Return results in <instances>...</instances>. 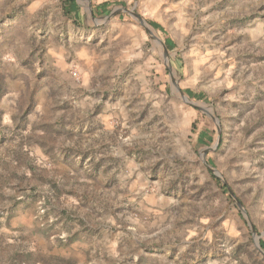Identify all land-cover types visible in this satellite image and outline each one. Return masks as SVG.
I'll list each match as a JSON object with an SVG mask.
<instances>
[{
	"label": "rangeland",
	"instance_id": "374dc122",
	"mask_svg": "<svg viewBox=\"0 0 264 264\" xmlns=\"http://www.w3.org/2000/svg\"><path fill=\"white\" fill-rule=\"evenodd\" d=\"M64 2L0 0V264H264V0Z\"/></svg>",
	"mask_w": 264,
	"mask_h": 264
},
{
	"label": "trees",
	"instance_id": "16d2710c",
	"mask_svg": "<svg viewBox=\"0 0 264 264\" xmlns=\"http://www.w3.org/2000/svg\"><path fill=\"white\" fill-rule=\"evenodd\" d=\"M64 3H65V8L64 9H65L66 14H68L69 16H73L74 18H77L80 15L79 14L80 13V7H79V5L77 3V0H65ZM111 5L112 4L110 2L102 3V4H100L99 6H97L95 8V11L101 12V13H106ZM154 27L158 28L157 25H154ZM187 94L189 96L195 97L197 99H204L205 98L204 95H202V94H194L193 92H191L189 90L187 91ZM204 139L212 140L210 138V136H208V134H206V132H202L199 135V140H204ZM260 246H261V248L264 251V241L263 240L260 241Z\"/></svg>",
	"mask_w": 264,
	"mask_h": 264
},
{
	"label": "water",
	"instance_id": "95a60500",
	"mask_svg": "<svg viewBox=\"0 0 264 264\" xmlns=\"http://www.w3.org/2000/svg\"><path fill=\"white\" fill-rule=\"evenodd\" d=\"M90 11H91V12L93 11L92 8H90ZM126 11L129 12L130 14L134 15L135 17H137V18L139 19V21H140L142 24H144V20H143V18H141V17H140L139 15H137L135 12H133V11H129V10H126ZM112 15H113V14H111L110 17H111ZM232 195H233V194H232ZM233 197H234V195H233ZM234 198H235V197H234ZM236 201H237V204H238L239 208L243 211L244 214H246V213H245V210L243 209V206H242L241 202H240L239 200H237V199H236ZM248 221H249V225L251 226L252 233H253L254 237L256 238V240H257V247H258V249L261 251V253L264 255V251H263V249H262L261 246H260V241H261L260 236H258L257 231H256V229L252 226L251 221H250L249 219H248Z\"/></svg>",
	"mask_w": 264,
	"mask_h": 264
}]
</instances>
